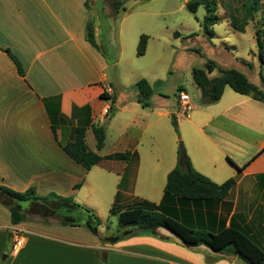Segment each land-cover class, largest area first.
Returning <instances> with one entry per match:
<instances>
[{
  "label": "crops",
  "instance_id": "0c3cea01",
  "mask_svg": "<svg viewBox=\"0 0 264 264\" xmlns=\"http://www.w3.org/2000/svg\"><path fill=\"white\" fill-rule=\"evenodd\" d=\"M99 6V0H0V186L72 198L97 209L100 220L98 235L85 225L56 221L13 225L0 202V264H102L103 255L107 264H117V256L119 264L242 261L206 246L187 247L165 229L103 244L110 227L99 207L118 216L142 201L177 210L178 219L194 228L235 226L264 250V104L230 87L214 105H191L189 117L176 111L178 101L176 107L154 101L145 108L139 98L116 104L108 75L114 64L99 41L96 48L87 40L89 22L98 34L99 13H92ZM7 51L19 60L25 77ZM111 109L105 146L98 150L97 141L94 147L87 143V135L93 125L106 122ZM173 114L195 170L217 184L235 179L224 200L196 204L167 197L165 190L154 194L153 177L176 167L175 151L166 160L157 137L163 119ZM78 127L86 128L89 149L102 157L90 170L63 149ZM126 153L128 158H121ZM16 241H21L18 250Z\"/></svg>",
  "mask_w": 264,
  "mask_h": 264
},
{
  "label": "rangeland",
  "instance_id": "374dc122",
  "mask_svg": "<svg viewBox=\"0 0 264 264\" xmlns=\"http://www.w3.org/2000/svg\"><path fill=\"white\" fill-rule=\"evenodd\" d=\"M114 1L102 0L103 8L94 7L92 15L97 17L99 13L96 41L103 45L109 61L114 64L108 75L114 88L113 101L116 104L137 100V83L145 79L154 91L149 100L150 105L160 101L161 104L176 107L181 92H184L190 97L191 105L204 107L201 92L193 79V70H207L210 61L217 66L209 74L210 77L218 76L219 70L235 69L264 92L261 80L264 66H261L258 59L257 44L259 35L264 45V0L258 3L254 0H127L126 11L122 10L119 14L113 10ZM213 2L216 4L214 14L217 24L209 28V33L204 19L208 6L214 7ZM191 4L198 5L195 12L188 8ZM175 33L179 36H175ZM142 35L149 37L148 48L145 55L138 56ZM195 112H192L193 117ZM173 115L162 121V128L157 135L160 141L158 152L167 160L174 150V166L177 167L180 166V143L184 144L186 152L187 147L180 128L179 132L175 130ZM107 119L103 124L106 129L110 124ZM171 139H174V143ZM87 143L91 147L96 144L92 132L87 135ZM167 176L153 177L154 194L157 191L161 194L165 190ZM99 208L102 218L110 227L105 236L116 233L117 215L111 216L103 206ZM88 210L99 217L97 209ZM90 218L91 215H88ZM222 254L231 259L237 257ZM117 261V264L121 261L118 256ZM242 261H238V264H246Z\"/></svg>",
  "mask_w": 264,
  "mask_h": 264
},
{
  "label": "trees",
  "instance_id": "16d2710c",
  "mask_svg": "<svg viewBox=\"0 0 264 264\" xmlns=\"http://www.w3.org/2000/svg\"><path fill=\"white\" fill-rule=\"evenodd\" d=\"M99 0L100 9L104 4ZM127 0H115L113 10L119 14L126 11ZM255 3L260 0H254ZM197 4L188 5L191 12L197 10ZM213 8L208 6L204 19L206 30L211 33L210 27L217 24L214 14L216 4ZM103 14H101V17ZM175 36H179L175 33ZM149 37L142 35L138 47V56L146 53ZM87 40L97 48L94 22L87 25ZM258 59L261 66H264V45L261 36H257ZM7 53L15 62L21 77H25V71L19 60L9 51ZM217 68L212 61L208 62L207 70L194 69L193 79L199 88L203 105L209 106L220 101L226 87H230L236 93L248 96L264 104V92L252 84L248 78L235 69L219 70V75L210 77ZM262 85L264 76L261 74ZM139 102L143 107H148L154 91L150 83L143 79L137 83ZM114 114V109L109 110L108 121ZM172 122L176 132H179V125L176 116H172ZM93 133L97 141L98 150L105 146L107 132L106 127L93 125ZM65 152L77 163L90 170L102 161V157L89 149L86 143V128L75 129L74 139L63 145ZM128 153L121 155L127 159ZM189 169L177 166L167 177L165 194L167 197L177 198L182 202L202 203L205 201H221L227 198L235 185V179H229L223 184H217L210 178L202 175L192 166L187 156ZM79 187V186H78ZM77 187V188H78ZM0 202L6 206L11 213L13 225H18L28 220L38 219L39 222L49 224L52 220L61 225L80 226L85 225L98 235L100 220L90 210L77 204L72 198L61 197L55 193L47 196H39L34 188L25 192H17L8 187L0 186ZM114 213V209L111 211ZM91 215L92 221L88 219ZM179 212L162 206H157L147 201L139 202L136 207L127 209L118 214V228L116 233L102 238L103 244L115 245L132 237L147 234H156L157 230L165 229L178 237L182 243L190 248L206 246L215 253H225L237 256L246 264H264V250L261 249L243 230L230 226L219 231H208L204 228H194L188 223L178 219ZM184 217L186 212L183 211ZM102 264H107L106 255H103Z\"/></svg>",
  "mask_w": 264,
  "mask_h": 264
},
{
  "label": "built area",
  "instance_id": "2783aa9c",
  "mask_svg": "<svg viewBox=\"0 0 264 264\" xmlns=\"http://www.w3.org/2000/svg\"><path fill=\"white\" fill-rule=\"evenodd\" d=\"M178 106H179V110L178 112L181 113L183 116L185 117H189L190 116V112H191V103H190V97L184 93L181 92L180 96H179V100H178ZM109 110L106 112L108 114ZM21 247V241H16L13 249L14 250H18Z\"/></svg>",
  "mask_w": 264,
  "mask_h": 264
},
{
  "label": "water",
  "instance_id": "95a60500",
  "mask_svg": "<svg viewBox=\"0 0 264 264\" xmlns=\"http://www.w3.org/2000/svg\"><path fill=\"white\" fill-rule=\"evenodd\" d=\"M179 165L181 168L189 169V163L187 161V153L184 144L182 142L180 143V150H179ZM90 221H92L91 218Z\"/></svg>",
  "mask_w": 264,
  "mask_h": 264
}]
</instances>
